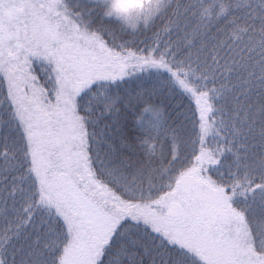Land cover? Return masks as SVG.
Returning <instances> with one entry per match:
<instances>
[{
  "label": "snow or ice",
  "instance_id": "6c2138e0",
  "mask_svg": "<svg viewBox=\"0 0 264 264\" xmlns=\"http://www.w3.org/2000/svg\"><path fill=\"white\" fill-rule=\"evenodd\" d=\"M0 264H264V0H0Z\"/></svg>",
  "mask_w": 264,
  "mask_h": 264
}]
</instances>
